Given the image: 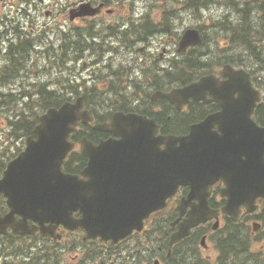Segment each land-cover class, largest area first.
Instances as JSON below:
<instances>
[{
	"label": "flooded vegetation",
	"instance_id": "obj_1",
	"mask_svg": "<svg viewBox=\"0 0 264 264\" xmlns=\"http://www.w3.org/2000/svg\"><path fill=\"white\" fill-rule=\"evenodd\" d=\"M167 7L168 4L158 7L145 3L146 14L133 17V5L124 0H0V50L4 63L16 64L6 69L13 71L8 75L4 74L5 66L0 67L3 71L0 80L20 75L16 68L27 56L30 78L35 79V84L39 70L50 71L40 78L44 85L64 83L66 99L76 101L81 97L84 109L93 116L91 122H81L72 135L77 150H81L85 137L96 145L111 139V134L96 125L109 123L113 116L110 114L117 113L147 115L157 120L162 132L186 135L190 126L203 118L201 114L219 112L221 107L194 101L186 112L171 111L172 107L167 106L170 100L159 98L157 92L175 89L181 70V64L169 63L178 55L181 31L176 26V9L168 12ZM27 43L29 50L24 48L22 53L21 48L27 47ZM168 66L170 70L174 66L175 72L166 73ZM71 82H77V90ZM211 99L208 94L206 100ZM256 109L255 114L264 117V98ZM97 115L102 119L98 120ZM79 162L84 165L80 170L83 171L88 160L83 157ZM223 188L221 181L210 188L208 203L214 210H221L226 203L221 195ZM188 190L181 188L178 196L169 201L171 209L178 206L176 202ZM171 217L174 221L179 218L177 209ZM240 218L245 222L235 223L220 213L218 223L213 220L199 225L174 246L169 241L179 226L172 227L175 222L170 223L168 237L164 230L150 237L146 226L118 244L86 240L83 232L77 233L82 239H73L69 236L75 233L59 226L60 240L37 237L0 240V264H246L242 254L234 262L229 261L231 255L223 258L221 251H231L224 246H235L230 238L234 230L243 228L244 234L255 235L253 224L259 223L262 231L264 215L261 209L251 214L242 208ZM241 251L236 249L238 253Z\"/></svg>",
	"mask_w": 264,
	"mask_h": 264
},
{
	"label": "water",
	"instance_id": "obj_2",
	"mask_svg": "<svg viewBox=\"0 0 264 264\" xmlns=\"http://www.w3.org/2000/svg\"><path fill=\"white\" fill-rule=\"evenodd\" d=\"M198 40L184 39L182 48L185 49L189 45H195ZM212 78H206L203 81L209 82ZM193 87H189L184 91H181L185 95V101L193 98ZM244 109L242 108L241 111ZM81 103L77 105H64L59 110L51 109L49 112L40 117V124L36 128L38 140L28 141V149L21 157L11 163L9 171H7V178L5 181L0 182V191L3 183H17L13 179L16 174L21 175L19 181L20 189L6 192L10 198V204H16L23 198H33L31 196H25L26 192L30 191H45V197L48 199L52 212L38 215L34 212L32 214H23L25 219L32 218L37 221V217H41L44 220H49L51 217L61 215L56 212L58 202L62 203L63 200L76 201L79 196L80 183L75 177L63 176L60 172V165L63 162L67 152L72 147L67 141L70 133L74 130L77 122L81 119H87V114H81ZM229 114L233 117L228 121L224 127H222V140L211 141L202 140L199 142L198 136H194L196 131L212 127L214 122H218L223 126L222 121L227 116L226 114H220L216 118H210L200 125L193 127V132L185 138L175 137H155L156 127L154 123L146 118L142 117H116L113 125V132L117 136L122 138L119 142L109 141L102 145L99 149L103 155V159L115 160V152L128 148L132 150V144H136L137 137L140 136L141 131L146 129L144 136L145 142L149 146V159L150 167L152 169L150 184L155 185V188L151 191L149 209L154 210L159 207V203L164 201L168 196L172 195L173 191L180 184L194 185V190L198 192V197L201 200V204L204 207L205 202L202 197L201 190H205L206 186L214 182L213 175H218V172H214V167H217L220 161L217 155V147L221 145L231 144L230 147L242 145L245 141V136H250L257 132V125L251 120V114ZM229 127V128H227ZM257 128V129H256ZM259 131V129H258ZM205 135H212L209 130H205ZM139 142V141H138ZM181 143V147L178 148L177 144ZM249 141L246 139V145ZM165 144L166 150H160V145ZM253 143H250L246 150L252 147ZM125 150V149H124ZM257 150V149H256ZM262 154H264V145L262 147ZM90 157L94 161V156L90 154ZM96 163V161H94ZM264 167V163H262ZM103 167L110 169L113 164H109L103 160ZM232 169V167H228ZM240 171L236 173L239 176L231 178V195L235 199H248L254 201L258 196H264V183L263 179L259 177L260 172L255 168L248 167H236ZM18 169H20L18 171ZM260 169V168H259ZM262 174V173H261ZM9 175V176H8ZM106 181L110 182V172L104 173ZM200 175L201 179L197 176ZM222 175V174H221ZM94 182V181H93ZM39 185L40 187H35ZM201 189V190H198ZM22 190L23 192H21ZM253 191L251 195L247 192ZM101 194L95 196L94 194L87 195V201L90 205L84 212V218L75 222L76 227L86 228L88 233L94 232L98 235L105 237H115L122 233L119 226H115L116 214L113 212L110 205L109 196L104 194L105 190L101 189ZM40 197L38 199H41ZM96 198H99L100 204L95 209ZM232 200L230 201V203ZM233 203V202H232ZM74 204V203H73ZM62 206V204H61ZM49 207V208H50ZM74 207V205L72 206ZM93 208V209H92ZM232 208V205H231ZM205 213L194 216L189 225H194L203 221ZM72 220L71 212L64 214ZM41 222V221H39ZM43 223V222H41ZM118 223V222H117ZM1 228L5 229L8 226H12L14 229H19L14 215H9L6 219L0 221ZM184 233L177 235L174 240H178L183 237Z\"/></svg>",
	"mask_w": 264,
	"mask_h": 264
},
{
	"label": "trees",
	"instance_id": "obj_3",
	"mask_svg": "<svg viewBox=\"0 0 264 264\" xmlns=\"http://www.w3.org/2000/svg\"><path fill=\"white\" fill-rule=\"evenodd\" d=\"M206 3H208L207 0H204ZM197 2H199L197 0ZM255 3H257L256 0H253L252 3H250L248 0H245V9H244V19H242V22H239L237 24V27H240L242 29V33L244 34V37H242V43L244 46L251 51L253 49H256L253 40H252V35L250 34L251 31L256 30L258 27L256 24H254L255 21H258L257 18V11L252 10L253 7H255ZM261 9H264V3L260 5ZM252 11V12H251ZM257 18V19H256ZM237 37L236 39H238ZM185 81H189V78H183ZM12 98L8 99L5 98L0 101V111H3L6 114L7 117V122H8V127L11 130V133L9 137L15 138L16 136L19 137H28L33 134V130L35 125L38 122V116L41 113V110L46 109L51 106H58L60 105L61 102H53V103H43L44 101L41 102H36L35 105L37 107L36 114H26L24 107H30L33 103L29 102H21L17 103L14 102ZM16 106H20V108H17ZM34 108V107H33ZM33 108L29 109V113H34ZM18 113V114H16ZM6 121V118H5ZM7 133V132H6ZM7 137V135H5ZM9 137L7 138L8 140ZM7 139L5 141H7Z\"/></svg>",
	"mask_w": 264,
	"mask_h": 264
},
{
	"label": "rangeland",
	"instance_id": "obj_4",
	"mask_svg": "<svg viewBox=\"0 0 264 264\" xmlns=\"http://www.w3.org/2000/svg\"><path fill=\"white\" fill-rule=\"evenodd\" d=\"M135 3H137L136 1H134ZM149 3L151 4H155V5H158V4H166V3H169V4H174L176 9L180 8L182 6V4L184 3V0H156V2L152 1V0H149L148 1ZM215 2H218L220 4L215 7L212 11H205V12H202V17H198L196 19L194 18H191L188 14L187 15H183V20L182 22L180 23V28L181 29H185L187 26L189 25H201L205 28V30L208 32V36L211 38V33H210V27H211V23L209 21V19H220L222 18L221 16L226 12V10L228 9V11H230L231 9H229L228 7H225L224 5H228L230 6V3L227 2L226 0H216ZM225 7V9L223 7ZM156 11V10H155ZM217 21V20H215ZM218 26L222 27V22H218L217 23ZM263 32H264V24H263ZM260 33L258 34V38H260V45L262 47H264V33ZM222 39L218 40L217 42L219 43V45H213V50L215 48H218L220 49V45H224L225 43H223ZM218 56H216L217 58ZM166 62H167V59H166ZM213 65L212 66H216L217 63H212ZM5 124L4 122V119L0 116V127H3ZM253 240V243L255 244L256 248H259L260 249V252L263 251L262 249L264 248V244L260 242L259 240V237H256ZM259 258H264L263 256H260ZM258 258V261L260 260Z\"/></svg>",
	"mask_w": 264,
	"mask_h": 264
}]
</instances>
